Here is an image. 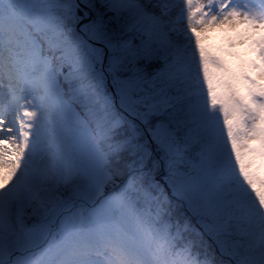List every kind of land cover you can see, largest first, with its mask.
<instances>
[{"label": "snow or ice", "instance_id": "snow-or-ice-1", "mask_svg": "<svg viewBox=\"0 0 264 264\" xmlns=\"http://www.w3.org/2000/svg\"><path fill=\"white\" fill-rule=\"evenodd\" d=\"M0 264H264V0H0Z\"/></svg>", "mask_w": 264, "mask_h": 264}]
</instances>
